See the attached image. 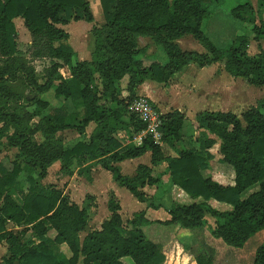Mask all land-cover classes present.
<instances>
[{
	"label": "trees",
	"instance_id": "1",
	"mask_svg": "<svg viewBox=\"0 0 264 264\" xmlns=\"http://www.w3.org/2000/svg\"><path fill=\"white\" fill-rule=\"evenodd\" d=\"M210 1L214 0H99L104 22L91 28L90 58L80 60L61 26L92 23L88 0H0V140L17 149L10 169L0 163V244L7 246L1 264H123L124 257L133 264H164L162 246L149 241L142 230L149 223L144 211L134 213L124 224L118 201L109 198L108 217L87 231L89 203L79 206L52 184L40 187L37 179L45 178L56 162L63 174L76 173L87 180L99 165L120 187L152 208L157 206L143 188L158 190L162 176L167 175L170 184L193 202H172L167 209L170 220L163 223L193 230L207 224L209 216L214 220L211 236L235 248L264 230V96L240 115L198 112L197 147H178L186 121L179 110L161 114L160 143L150 136L139 144L133 142L145 124L130 105L137 96L135 90L146 81L166 84L190 64L203 68L223 62L231 77L264 86V51L248 54L250 36L238 35L226 47H217L202 30V22L211 14ZM257 6L256 10L247 0L234 6L230 15L250 24L251 39L259 44L264 41V0H257ZM16 19L22 20L30 35L28 57L17 47ZM184 36L205 51L181 50L177 40ZM139 38L161 46L167 61L145 65L136 57L142 52ZM39 60L49 61L41 81L33 66ZM62 69H67V76ZM124 77L126 97L120 86ZM59 98L65 103L52 106L51 99ZM90 124L94 126L87 134ZM63 131L74 132L78 138L66 143L58 137ZM120 132L126 133L128 143L118 137ZM215 145L234 171L232 185L204 174ZM146 152L152 165L166 162L167 172L154 176L144 164L137 166L133 176L120 172L117 163ZM210 201L230 209L219 210ZM7 223L23 228L14 232ZM49 231L55 232L53 238ZM61 244L67 246L70 257L55 252L54 246ZM183 248L188 249L185 244ZM194 260L213 264V255L197 253ZM252 264H264V237Z\"/></svg>",
	"mask_w": 264,
	"mask_h": 264
},
{
	"label": "rangeland",
	"instance_id": "2",
	"mask_svg": "<svg viewBox=\"0 0 264 264\" xmlns=\"http://www.w3.org/2000/svg\"><path fill=\"white\" fill-rule=\"evenodd\" d=\"M88 1L94 17L93 22L88 23L85 21H77L70 22L68 25H65V30L69 33L68 42L76 51L77 58L80 60L90 58V52L93 47L90 35L91 28L94 26H100L104 22L99 0ZM245 1L247 0L210 1L207 4L208 10L211 13L210 17L202 22L201 27L204 33L217 47H226L238 35L250 36L247 52L249 55H255L260 50L264 51V41H261L258 44L252 40L250 31L251 25L248 23H242L230 15V10L234 6ZM250 1L257 10V0ZM262 17L264 19V12H262ZM14 22L17 30V47L25 54L26 57H28L30 35L24 28L22 20L16 19ZM138 41L139 48L142 49V52L136 57L141 59L145 65H149L152 62L163 64L167 61L166 54L161 46L155 44L151 39L139 38ZM177 43L181 50H195L198 52L205 51L204 48L190 36H184L183 38L177 40ZM48 64V60H39L33 63L39 81L42 80L43 70L46 66H48ZM61 73L63 76L68 75L67 69H62ZM126 81L127 77L121 80L122 97H126L128 94L125 88ZM147 83L150 82H144L140 87H137L135 92L138 94L137 96H139V94H143L144 96L146 94L150 95L151 93L156 94L160 101L157 103L155 101L152 102L154 103V106L162 112V114L174 108L173 103L164 102L162 100L168 99L169 102H171V99L177 97L178 99H175L176 101L178 100L185 103V105L178 106H183L184 108L188 105H192V103H198L201 105L200 108H211L212 110L214 109L216 111L224 112L229 111L235 113L236 115H240L241 112L256 105L257 102L264 96V86H253L248 84L245 79L231 77L224 71L223 62H217L212 66L210 65L203 68L190 64L170 78L166 84L151 81L153 85L152 87L154 88L152 89V92L150 91V87H146ZM62 103H65L63 98L51 99L52 106H56L58 104L60 105ZM68 104L69 108H72L70 103ZM212 104L215 106L212 107ZM93 126V124H90L87 127L86 132L89 133ZM58 137L68 143L75 141L78 138V135L71 131H63L58 133ZM35 139L38 142L42 140L39 134L35 135ZM163 149L166 153L172 154L168 148L163 147ZM217 150V145L213 146L210 150L214 155V160L211 162L209 169L205 171V175L210 174L220 182L230 184L234 178L233 169L231 166L219 160V153ZM16 154V148L8 146L4 138L0 140V163L3 166L10 169L12 161L16 159ZM148 156L149 152L141 156L140 160L148 161ZM122 171L124 174H128L125 170V166L123 165ZM104 172L105 174L102 172L100 166L96 167L90 171L91 180H87L85 177L79 176L76 173L72 176L63 174L60 171L59 163L56 162L48 169L47 176L43 179L38 178L37 183L42 188L51 184L54 185L64 194L68 195V197L79 206H85L89 203V223L87 228V231H89L98 228L109 215L107 200L110 197V182L112 180L109 181V179L104 175H108L110 179L112 177L109 172ZM22 179L23 177H21V180ZM167 180L168 181H164L162 183L164 186L169 184V177H167ZM98 182L100 185H98ZM113 184L118 189V195L121 203L123 204L119 213L123 223L125 224V222L129 220L134 213L145 209L147 203L140 202V205L139 201L132 197V195L125 188L119 187L115 183ZM159 191L163 194L162 197L165 200V205H168L169 199L166 196L167 190L162 191L159 188ZM128 195L132 198V202L129 201L130 199ZM157 196L159 195L157 194ZM86 197L91 200L86 199ZM15 198L20 202V198L16 194ZM155 199L156 198L153 199L154 203H156ZM214 207L219 210H226V208H228L224 205H220L219 203L218 205L215 203ZM212 221L213 218L207 216L206 222L208 223L204 224L202 228L196 229L188 234L179 233L175 236L173 230L171 233L170 229L169 232H167V230L161 231L159 227H151L149 229V236L157 240L162 246L165 254V262L167 264H192V257L197 253L213 255V264H252L256 248L263 240L264 230H261L250 237L241 248H235L226 245L222 242V240L211 236L209 229L212 226ZM7 228L12 229L14 232H18L23 227L17 228L14 224L7 223ZM148 228L149 226L142 228L147 236ZM87 231L80 233V237H83ZM53 235L54 231L48 232V236L53 237ZM27 239H29V235H27L26 240ZM183 244L188 247L191 255L182 250ZM60 248L54 246L55 252H60L65 257L70 256L67 246L63 245ZM1 254L2 253L0 251V257ZM185 254H188V256ZM123 262L133 264L131 258L129 257H124Z\"/></svg>",
	"mask_w": 264,
	"mask_h": 264
},
{
	"label": "crops",
	"instance_id": "3",
	"mask_svg": "<svg viewBox=\"0 0 264 264\" xmlns=\"http://www.w3.org/2000/svg\"><path fill=\"white\" fill-rule=\"evenodd\" d=\"M61 28L62 29H64L65 30V26H61ZM66 31V30H65ZM69 34V33H68ZM69 40V39H68ZM30 43V42H29ZM69 43V42H68ZM89 59V58H88ZM88 59H85V60H88ZM82 60V59H81ZM213 65V64H212ZM211 65V66H212ZM125 78V77H124ZM146 82H150V83H147L146 84V87H150V91L152 92V89H154L152 86V83H151V81H146ZM145 82V83H146ZM126 83H127V81H126ZM126 85V84H125ZM120 86H121V82H120ZM141 86V85H140ZM139 86V87H140ZM149 90V89H148ZM138 95V94H137ZM139 95H143V94H139ZM145 96H147L148 98H150L152 101H155L156 103L157 102H159L160 100L157 98V96H156V94H154V93H151L150 95H148V94H146ZM175 99H178L177 97L176 98H173V99H171L170 101L171 102H169V100L168 99H165V100H162V101H164V102H168V103H173V105H174V108H172V109H170V110H168V112L169 111H172V110H179V111H181V112H183L184 114H185V116H186V121H185V123H184V126H183V128H182V142L178 145V147L179 148H184V149H190V148H192V147H197V144L195 143V139H196V137H198V134H199V132L197 131V129H196V124H195V117H196V114L198 113V112H202V111H205V110H208V111H216V110H212L211 108L210 109H207V108H200V106L201 105H199L198 103H192V105H188L186 108H184L183 106H178V105H185V103H183V102H181V101H176ZM172 105V104H171ZM172 105V106H173ZM213 106L212 107H214L215 105L214 104H212ZM161 106H163V105H161ZM199 107V108H198ZM161 108V107H160ZM87 134H89V133H87ZM118 137L120 138V139H122L123 140V142L124 143H128L129 142V139H128V136L126 135V133L125 132H120L119 134H118ZM133 142L135 143V144H139L141 141L139 140V139H137V136H135L134 138H133ZM211 152V151H210ZM147 153V152H146ZM171 155H174V153L171 151ZM212 153V152H211ZM143 156V155H142ZM148 161L147 160H140L141 159V157H138V158H134V159H126V160H124V161H121V162H119V163H117V167L119 168V170H120V172L123 174V175H125V176H133L134 175V173H135V170H136V168H137V166L138 165H141V164H144V165H147V166H149L151 169H152V174L154 175V176H157V175H159V174H164V173H166L167 172V164H166V162H161V163H159V164H157V165H152L151 164V162H150V152H149V156H148ZM214 160V155L212 154V159L209 161V167H210V165H211V162ZM219 160L220 161H222L223 162V159H222V155L221 154H219ZM145 162V163H144ZM224 163V162H223ZM226 164V163H225ZM122 165L123 166H125V170L128 172V174H124L123 173V171H122ZM164 165V166H163ZM228 165V164H227ZM230 166V165H229ZM96 167H99V165H96V166H94L92 169H94V168H96ZM101 168V167H100ZM232 168V167H231ZM101 170H102V172L105 174V172L104 171H106V170H104L103 168H101ZM104 170V171H103ZM108 172V171H107ZM234 172V171H233ZM204 174H205V172H204ZM106 178H108L109 179V181H111L110 183H111V188H110V197L109 198H115L117 201H118V203H119V205H120V210H121V206L123 205L122 203H121V201H120V197H119V195H118V189L116 188V186L113 184V183H115L117 186H119L112 178L110 179L109 178V176L108 175H104ZM167 175H163L162 176V178H161V181H162V183L164 182V181H168L167 180ZM215 181H217V182H219V183H221V184H223V185H232L233 184V180H232V182L230 183V184H224V183H222V182H220L218 179H216V178H214V177H212ZM234 179V178H233ZM98 185H100V183L98 182ZM120 187V186H119ZM162 187H163V189H162ZM145 189V190H144ZM160 189H162V191L163 190H167V193H166V196H167V198L169 199V203H168V205L166 204L165 205V203H164V199H163V194H161L162 192H160L159 191V189L158 190H156V187H150V188H148V187H145V188H143V191L145 192V194L148 196V198L150 199V201H152L153 203H154V201H153V199L154 198H156L155 200H156V203H154V204H156V206L157 207H155V208H152V207H148V205L146 204V207H145V209H143V210H140V211H144V213H145V218L149 221V223L147 224V225H144L143 227H146V226H149V228H148V236L145 234V232H144V234H145V236H146V238L149 240V241H151V242H153V243H156V244H160L157 240H155L154 238H151L150 236H149V229L151 228V227H159V229L161 230V231H165V230H167V232H169V229H170V231H171V233H172V230H173V233H174V236L176 235V234H179V233H183V234H188L189 232L191 233L192 231H194V230H196V229H193V230H188V229H178L177 227H175V226H173V225H171V224H165V223H163V222H165V221H169L170 220V215L168 214V211H167V209H168V207L170 206V204L172 203V202H174V203H180V204H189V203H191V202H193V200L185 193V192H183L178 186H176V185H172V184H170V182H169V184L167 185V186H164L163 184H161L160 185ZM254 189H257V188H255L254 187ZM159 191V192H158ZM157 194L159 195V196H157ZM90 196H92V195H90ZM93 197V196H92ZM128 197H129V195H128ZM133 197V196H132ZM108 198V199H109ZM129 201H133L132 200V198H130L129 197ZM157 200H158V202H157ZM108 201V200H107ZM134 203V202H133ZM140 203V202H139ZM147 203V202H146ZM215 203H217V205H218V202H216V201H210V204L214 207V205H215ZM136 204V203H135ZM220 205H224L225 207H228V208H226V210H229L230 209V206L229 205H227V204H224V203H219ZM140 205H141V203H140ZM206 219H207V217H206ZM213 222H214V220L212 221V226H213ZM208 223V222H207ZM211 223V222H210ZM155 224V225H154ZM211 226V227H212ZM142 227V228H143ZM143 230V229H142ZM210 230V229H209ZM54 235H55V232H54ZM54 235H53V237H54ZM49 237H51V236H49ZM53 237H51V238H53ZM63 245H65V244H61V245H59L58 247L60 248L61 246H63ZM66 246V245H65ZM61 249V248H60ZM182 250L184 251V252H186V253H189V250L188 249H184L183 247H182ZM0 251H1V259H0V264H1V261H2V258L7 254V246H6V244L4 243V242H2L1 244H0ZM190 255H191V253H189ZM186 255V254H185ZM186 256H188V254L186 255ZM67 258L68 257H70V256H66ZM121 262L123 263V264H127V263H125V262H123V258L121 259ZM192 264H196V262H195V260H194V256L192 257V262H191ZM78 264H81V262H79ZM164 264H167L166 262H164Z\"/></svg>",
	"mask_w": 264,
	"mask_h": 264
},
{
	"label": "built area",
	"instance_id": "4",
	"mask_svg": "<svg viewBox=\"0 0 264 264\" xmlns=\"http://www.w3.org/2000/svg\"><path fill=\"white\" fill-rule=\"evenodd\" d=\"M130 110L145 124V129L137 135V139L140 138L141 141L142 137L150 136L156 143H160L162 112L154 106L152 100L144 95L136 96L131 102Z\"/></svg>",
	"mask_w": 264,
	"mask_h": 264
}]
</instances>
